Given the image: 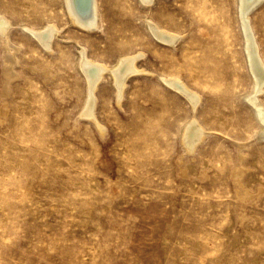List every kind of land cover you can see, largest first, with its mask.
I'll return each mask as SVG.
<instances>
[{
  "label": "rangeland",
  "instance_id": "rangeland-1",
  "mask_svg": "<svg viewBox=\"0 0 264 264\" xmlns=\"http://www.w3.org/2000/svg\"><path fill=\"white\" fill-rule=\"evenodd\" d=\"M97 4L86 30L65 0H0L12 22L0 32V264H264V125L247 100L240 0ZM250 23L264 63V0ZM48 24L60 28L50 48L29 30ZM81 50L112 67L141 53L153 74L132 75L119 103L107 72L94 121L81 114ZM192 120L206 134L189 150Z\"/></svg>",
  "mask_w": 264,
  "mask_h": 264
},
{
  "label": "bare ground",
  "instance_id": "bare-ground-1",
  "mask_svg": "<svg viewBox=\"0 0 264 264\" xmlns=\"http://www.w3.org/2000/svg\"><path fill=\"white\" fill-rule=\"evenodd\" d=\"M145 4L149 5L153 0H142ZM263 0H240L239 17H241L242 30L244 31L245 41V52L249 62L250 70L253 74L254 85L250 90L247 100L253 107L256 115L264 125V102L260 99V92L264 90V63L261 60L257 45L255 44L254 36L252 33V27L250 23V12L256 8ZM68 12L74 23L82 26L86 30L97 29L99 24L98 21V8L97 0H65ZM239 2V1H238ZM147 26L150 28L154 35L156 34L160 39L171 43L177 42L179 35L170 32L152 19L146 18ZM12 26V22L5 16L0 14V32L1 35L7 37V33ZM31 34L37 38L40 43L50 48L55 36L60 32V28L55 25H49L42 29H36L30 27ZM2 37V36H1ZM142 56L141 53L134 55H124L118 58V62L110 66L108 64H102L95 62L89 58L84 50H81L79 57V67L82 69L84 75L87 77V97L83 105V116L96 121V104L97 96L95 94L96 87L102 79L105 77L107 72H110L112 80L116 85L118 102L122 99L124 89L126 88L128 79L138 73L147 72L153 74L141 68L138 65V60ZM171 87H176L180 93L188 98L191 102L193 109L196 108L200 101V97L194 91H191L181 79L177 78H163ZM170 87V86H169ZM99 121V120H98ZM94 123V122H93ZM98 123V122H97ZM100 123V122H99ZM98 123V125H99ZM101 125V124H100ZM98 126L101 132L105 129L104 127ZM104 126V125H103ZM102 134V133H101ZM206 128L201 126L196 120L190 121L184 127V133L182 135V142L188 147L189 150L196 148L197 144L205 137Z\"/></svg>",
  "mask_w": 264,
  "mask_h": 264
}]
</instances>
